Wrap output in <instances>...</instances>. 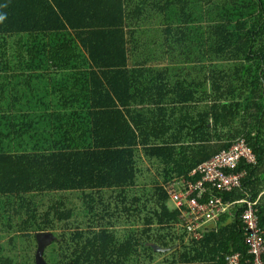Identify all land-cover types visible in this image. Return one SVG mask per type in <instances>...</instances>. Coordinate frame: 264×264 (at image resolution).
<instances>
[{"label": "trees", "instance_id": "1", "mask_svg": "<svg viewBox=\"0 0 264 264\" xmlns=\"http://www.w3.org/2000/svg\"><path fill=\"white\" fill-rule=\"evenodd\" d=\"M0 15V264H36L40 231L48 264H253L238 208L197 239L167 187L245 138L242 187L205 182L199 201L258 199L264 228V0H0Z\"/></svg>", "mask_w": 264, "mask_h": 264}, {"label": "built area", "instance_id": "2", "mask_svg": "<svg viewBox=\"0 0 264 264\" xmlns=\"http://www.w3.org/2000/svg\"><path fill=\"white\" fill-rule=\"evenodd\" d=\"M242 162L255 164L257 158L247 140L238 138L228 149L222 150L199 165L198 171L202 174L199 181L186 180L185 191H178L175 184L168 185L167 189L177 206H185L182 209L181 225L187 229L188 234L197 239L202 237L206 226L216 223L225 213L232 215L235 205L241 204L243 209L240 218L245 224L246 241L249 252L253 255V264H264V228L259 221L257 200L247 197L238 201H225L220 195H211L207 201H199L205 190V182H211L220 192L240 187L247 173L245 169L237 171ZM194 190H197L196 197H190ZM226 259V264H239L240 254H229Z\"/></svg>", "mask_w": 264, "mask_h": 264}, {"label": "water", "instance_id": "3", "mask_svg": "<svg viewBox=\"0 0 264 264\" xmlns=\"http://www.w3.org/2000/svg\"><path fill=\"white\" fill-rule=\"evenodd\" d=\"M37 239V249L35 253V262L36 264H48L44 258V251L55 239L56 235L52 231H40L36 233ZM157 249H164L160 248V246L154 245Z\"/></svg>", "mask_w": 264, "mask_h": 264}, {"label": "clouds", "instance_id": "4", "mask_svg": "<svg viewBox=\"0 0 264 264\" xmlns=\"http://www.w3.org/2000/svg\"><path fill=\"white\" fill-rule=\"evenodd\" d=\"M3 19H4V16H3V15H0V20H3ZM247 142H248V141H247ZM209 159H210V158H209ZM203 162H204V161H203ZM203 162H201V163H203ZM201 163H200V164H201ZM200 164H199V165H200ZM246 164H247V163H246ZM249 164H250V163H249ZM199 165H198V167H199ZM198 167L195 169L196 171H198ZM243 169H245V168H243ZM195 170H194V171H195ZM238 170H239V167L237 168V171H238ZM241 170H242V169H241ZM245 170H246V169H245ZM246 171H247V170H246ZM246 174H247V173H246ZM245 176H246V175H245ZM245 176H244V177H245ZM242 183H243V182H242ZM240 187H242V185H241ZM240 187H236V188H240ZM236 188H234V189H236ZM234 189H233V190H234ZM231 191H232V190H231ZM227 192H229V191H227ZM246 198H247V197H246ZM251 200H252V199H251ZM255 200H257V205H258V199H255ZM237 201H238V200H237ZM241 206H242L241 204L237 203V204L235 205L234 209H237V208H238V210L242 211L243 208H242ZM257 207H258V206H257ZM238 210H237V211H238ZM237 211H236V212H237ZM234 214H235V213H234ZM234 214H233V216H234ZM240 214H241V212H240ZM258 216H259V208H258ZM259 221H260V218H259ZM210 225H212V224H210ZM210 225H209V226H210Z\"/></svg>", "mask_w": 264, "mask_h": 264}, {"label": "crops", "instance_id": "5", "mask_svg": "<svg viewBox=\"0 0 264 264\" xmlns=\"http://www.w3.org/2000/svg\"><path fill=\"white\" fill-rule=\"evenodd\" d=\"M234 211L236 212L237 209H233L232 215L227 213L229 215V220H231L233 218ZM212 225H214V223Z\"/></svg>", "mask_w": 264, "mask_h": 264}]
</instances>
